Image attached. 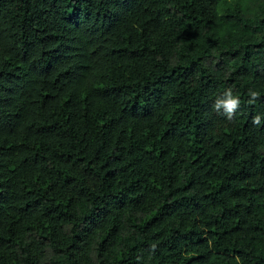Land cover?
Here are the masks:
<instances>
[{
	"label": "trees",
	"instance_id": "16d2710c",
	"mask_svg": "<svg viewBox=\"0 0 264 264\" xmlns=\"http://www.w3.org/2000/svg\"><path fill=\"white\" fill-rule=\"evenodd\" d=\"M0 264H264V0H0Z\"/></svg>",
	"mask_w": 264,
	"mask_h": 264
},
{
	"label": "clouds",
	"instance_id": "9594fccd",
	"mask_svg": "<svg viewBox=\"0 0 264 264\" xmlns=\"http://www.w3.org/2000/svg\"><path fill=\"white\" fill-rule=\"evenodd\" d=\"M251 99L249 103H254L256 99L259 98V94L255 91L250 92ZM240 100L238 97L233 96L231 88L227 89L223 97H218L213 105L214 109L217 112H220L223 109L224 115L227 119H231L235 110L239 107ZM253 123L256 125L260 124V117L254 116Z\"/></svg>",
	"mask_w": 264,
	"mask_h": 264
}]
</instances>
